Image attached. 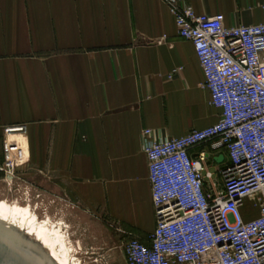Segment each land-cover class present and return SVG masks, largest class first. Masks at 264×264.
<instances>
[{
    "label": "crops",
    "instance_id": "1",
    "mask_svg": "<svg viewBox=\"0 0 264 264\" xmlns=\"http://www.w3.org/2000/svg\"><path fill=\"white\" fill-rule=\"evenodd\" d=\"M186 2L228 26L264 23V0ZM204 80L164 1L0 0V159L8 136L24 144L17 171L126 239L148 243L156 226L143 131L172 138L217 122ZM219 154L208 167L221 186Z\"/></svg>",
    "mask_w": 264,
    "mask_h": 264
},
{
    "label": "built area",
    "instance_id": "2",
    "mask_svg": "<svg viewBox=\"0 0 264 264\" xmlns=\"http://www.w3.org/2000/svg\"><path fill=\"white\" fill-rule=\"evenodd\" d=\"M160 1L171 7L179 35L193 44L203 86L221 114L179 137L158 138L144 129L156 226L148 243L129 238L126 262L264 264V23L228 26L223 13L198 14L186 0ZM203 145L210 152L192 154ZM2 154L0 175L12 178L24 163L23 147L5 138ZM211 154L227 157L221 186L208 167Z\"/></svg>",
    "mask_w": 264,
    "mask_h": 264
},
{
    "label": "rangeland",
    "instance_id": "3",
    "mask_svg": "<svg viewBox=\"0 0 264 264\" xmlns=\"http://www.w3.org/2000/svg\"><path fill=\"white\" fill-rule=\"evenodd\" d=\"M8 137V140L19 145L10 136ZM4 141L5 139L2 149ZM69 199L65 195L45 193L38 184L37 174L28 177L22 168L12 178L0 175V204L10 209H18V207L31 209L37 221L49 217L52 225L60 222L68 232L69 239L65 250L70 262L127 264L124 249L129 239H126L125 235L123 236V233L105 218L76 207L77 205ZM247 205L250 207L251 202ZM250 217L246 214V219ZM71 246L74 252L69 250Z\"/></svg>",
    "mask_w": 264,
    "mask_h": 264
},
{
    "label": "bare ground",
    "instance_id": "4",
    "mask_svg": "<svg viewBox=\"0 0 264 264\" xmlns=\"http://www.w3.org/2000/svg\"><path fill=\"white\" fill-rule=\"evenodd\" d=\"M0 223L40 245L48 252L55 264H77L68 260V253L65 250L69 239L68 232L64 230L60 222L57 225H52L49 218L37 221L31 209L19 207L10 209L1 203ZM69 250L74 252L72 246Z\"/></svg>",
    "mask_w": 264,
    "mask_h": 264
},
{
    "label": "water",
    "instance_id": "5",
    "mask_svg": "<svg viewBox=\"0 0 264 264\" xmlns=\"http://www.w3.org/2000/svg\"><path fill=\"white\" fill-rule=\"evenodd\" d=\"M222 159L223 156L218 161ZM0 264L55 263L40 245L0 223Z\"/></svg>",
    "mask_w": 264,
    "mask_h": 264
}]
</instances>
